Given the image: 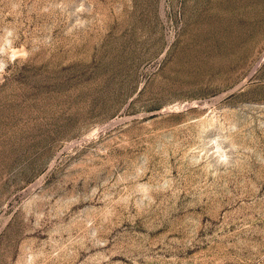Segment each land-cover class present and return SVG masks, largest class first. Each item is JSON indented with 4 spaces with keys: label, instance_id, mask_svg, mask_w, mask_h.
<instances>
[{
    "label": "rangeland",
    "instance_id": "374dc122",
    "mask_svg": "<svg viewBox=\"0 0 264 264\" xmlns=\"http://www.w3.org/2000/svg\"><path fill=\"white\" fill-rule=\"evenodd\" d=\"M0 264H264V0H0Z\"/></svg>",
    "mask_w": 264,
    "mask_h": 264
}]
</instances>
